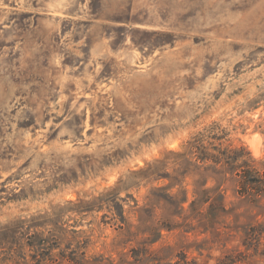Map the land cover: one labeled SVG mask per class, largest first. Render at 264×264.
Segmentation results:
<instances>
[{
	"label": "rangeland",
	"instance_id": "obj_1",
	"mask_svg": "<svg viewBox=\"0 0 264 264\" xmlns=\"http://www.w3.org/2000/svg\"><path fill=\"white\" fill-rule=\"evenodd\" d=\"M0 264H264V0H0Z\"/></svg>",
	"mask_w": 264,
	"mask_h": 264
},
{
	"label": "trees",
	"instance_id": "obj_2",
	"mask_svg": "<svg viewBox=\"0 0 264 264\" xmlns=\"http://www.w3.org/2000/svg\"><path fill=\"white\" fill-rule=\"evenodd\" d=\"M203 154H204V157H203V159H209V156H210V153H208L207 151H203ZM234 158H236V157H233V159ZM237 159H238V157H237ZM223 161V159H221V158H218L217 157V160H215V162L216 163H220V162H222ZM230 164V163H229ZM123 216V215H122ZM123 218H124V216H123ZM45 246H47V245H45ZM45 246H44V248H45ZM37 246L36 245H33V249H35ZM40 247H42V245L40 246Z\"/></svg>",
	"mask_w": 264,
	"mask_h": 264
}]
</instances>
